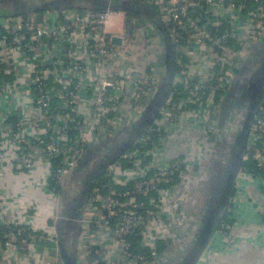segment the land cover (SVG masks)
I'll return each instance as SVG.
<instances>
[{
  "label": "built area",
  "instance_id": "obj_1",
  "mask_svg": "<svg viewBox=\"0 0 264 264\" xmlns=\"http://www.w3.org/2000/svg\"><path fill=\"white\" fill-rule=\"evenodd\" d=\"M125 1L117 0L119 4ZM141 4L156 8L175 46L171 91L136 141L139 147L109 164L104 175L109 181L88 196L81 225L89 224L90 231L87 235L85 225V234L80 233L85 241L81 250L85 263L92 238L111 244L106 263L113 246L129 264L156 262L163 219L166 221L169 208L184 202L192 165L186 158L163 160L166 141L173 137L179 119L186 116L208 144L214 143L218 134L216 100L227 93L248 50L264 34V0H142ZM113 13L107 6L99 13L67 9L45 12L43 17L30 13L0 18V97L11 89L7 76L17 71L25 78L20 82L21 107L13 106L10 113L17 122L11 123L7 139L21 168L29 170L39 164L57 186L81 159L83 145L106 140L137 121L164 75L159 63L141 74L119 67L123 47L133 51L142 38L147 41L142 57L148 62L155 57L148 52L152 42L158 38L161 44L162 38L150 22V26L144 23L143 32L133 34L131 42L124 27L120 34L108 32ZM114 36L122 39L121 45L111 44ZM52 99L60 101L57 107ZM72 128L78 131V148L69 153L67 133ZM57 158L58 163L53 164ZM249 160L260 175L242 169L239 173L264 182V98L247 133L242 162ZM51 191L57 199V190ZM10 225L0 223V259L22 264L15 254L21 252L28 258L29 253L22 251L28 250L30 242H18L23 229L14 231ZM2 226L9 230L2 232ZM227 229V222L221 220L216 233L224 234ZM137 237L142 251L132 256L128 239Z\"/></svg>",
  "mask_w": 264,
  "mask_h": 264
},
{
  "label": "crops",
  "instance_id": "obj_2",
  "mask_svg": "<svg viewBox=\"0 0 264 264\" xmlns=\"http://www.w3.org/2000/svg\"><path fill=\"white\" fill-rule=\"evenodd\" d=\"M35 15L37 17L44 16L43 14ZM113 18L118 19L121 32L124 23L123 14L114 12L107 27L108 32L120 34V32H112ZM138 30L143 32L142 28ZM139 41L133 51L127 50L130 46L127 49L123 47V53L119 57L120 68L132 70L137 74L144 73V70L141 71L143 62H145V58L140 57L138 51L143 44L142 38ZM159 42V39L155 38L151 50L154 49L153 54H157L158 51L160 58L163 59L164 48ZM80 43L81 41H78L76 46H80ZM247 54L239 69V72L242 70L243 75L241 80L248 76L245 69L243 70L241 67L249 59L251 65L255 66L256 62L264 57V34L248 50ZM6 80L11 89L3 98L0 97V223L24 225L44 234L38 238H33L28 244V249L33 250L32 257H30V253L29 257L26 258V255L18 252L15 254V258L22 264H51L56 255L59 254L58 232L53 216L60 204L59 196L56 199L55 194L49 189L43 166L37 164L26 170L16 162L14 149L7 139L11 129L8 116H10L13 106L21 107L18 98L21 95L23 84L20 82L24 81L25 78L22 73L16 71L13 75L7 76ZM30 114L31 111L28 110L26 113L27 120L31 117ZM217 127L218 134L214 143L210 145L206 137L195 128L191 118L182 116L176 125L173 137L166 141L162 154L163 160L175 157L186 158L184 161H190L192 165L189 166L190 173L187 177L189 185L184 190L186 191L184 202L181 206L178 205L179 207L172 206L170 208L172 210L170 213L168 211L166 216L168 221L159 230L158 240H163L170 245L164 256L163 254L159 256L158 261L154 264H179L195 245L199 228L214 211L209 198L212 186L219 178L222 177L224 180L229 171L227 161L216 158L215 151L218 148L227 150V147L233 143V137H235L234 135L231 143L228 144L229 138L226 133L220 134L223 127L218 125ZM27 131H31V129L28 128ZM197 141L200 144L194 146ZM189 156L190 160L188 159ZM232 188L235 189V193L231 198L228 197L230 200L227 207L229 210L228 229L224 234L215 232L207 247L193 264H264V182L262 179L251 178L238 172ZM224 191L223 187L218 190L219 198L221 194H225ZM61 210L60 207L59 211L61 212ZM77 216L69 218L67 222H70L72 218H77ZM82 224L81 230L84 231L86 224L85 222ZM87 228L90 231L89 224ZM79 239L80 236L77 239L75 254L81 263L84 260V255L81 253L82 251L77 250ZM91 240H93L91 244L98 247L96 255L103 264H129L121 258L117 249H113L116 246H113L109 255L110 261L106 263V253L110 251L111 244L105 240L97 241L95 238ZM60 262L62 264L61 259ZM0 264H11L10 258L3 257L0 259Z\"/></svg>",
  "mask_w": 264,
  "mask_h": 264
},
{
  "label": "trees",
  "instance_id": "obj_3",
  "mask_svg": "<svg viewBox=\"0 0 264 264\" xmlns=\"http://www.w3.org/2000/svg\"><path fill=\"white\" fill-rule=\"evenodd\" d=\"M19 1L21 3L28 2L27 3L28 6H38L39 5L33 0H26V2H25V0H18V2H16V4H12L11 1L10 2L9 1H5L4 3L1 4V6L13 8V10L15 12L14 16L25 17V16L29 15L30 13H33V12L29 11V10L26 11L25 8H23L21 10L18 9L19 8V3H20ZM128 1L130 3H132L137 10L141 11L140 14L132 11L131 9L124 12L125 20H124L123 26H124V30H125V33H126V36H127V41L131 42L133 40V38H134L133 34L139 28L142 27L143 23L150 22L151 19L156 18V17L159 19V17L157 15L156 11H155L156 8L154 6L151 7V6L143 5V4H141L142 0H126L125 2H128ZM113 4H114V7L119 6V5H117V4H119V2H117V0L114 1ZM250 6H251L252 9L256 8V5L251 3V2H250ZM129 7H131V6H129ZM67 9H77V10H80V11L91 10L94 13H99V12L104 11L105 7L101 3L100 0H74V1L69 3V8H67ZM67 9L66 8L60 9L59 11L67 10ZM45 12L46 11H40V12H37L36 14L41 15V14H43ZM133 18L135 19V21L133 20ZM2 33L3 32L1 31V34ZM146 42H143L141 48L138 49V51L140 53V57L143 56L142 55L143 49H144L145 46H147ZM161 45L164 48L163 42H161ZM164 53H165V51H164ZM161 60L164 61V58L163 59L161 58ZM161 67L164 68V65L162 64ZM238 72H239V70H238ZM169 91H171V90L169 89L168 93H169ZM221 97L219 96L217 98V100H216L217 107L219 105ZM51 102H52V105L54 107L55 106L57 107V105H59V103H60V101L57 100V99H52ZM237 110H240V109H236L235 111H237ZM232 112H233V110H232ZM8 121L10 123H14V124L17 122V120H16V118H14V116H9ZM131 129H132V126L123 127L121 129L117 130L114 133V135L117 134V133H120V134L125 133L124 136H123V138H125L126 136H128L130 134ZM239 129L240 128L238 127L236 132ZM77 132H78L77 129H73L72 128L67 133L70 142H69L68 145H66V148H67V150H69V153L71 151H73V150L78 148V143L75 140V138L77 137ZM222 132H224V133L226 132L224 127L222 129ZM226 135H227V132H226ZM108 139H106V140H108ZM106 140H102V141H100V142H98V143H96V144H94L92 146L83 145L82 146V148H83L82 150H83L84 153L82 154L81 159L78 161V164L75 166V168L64 178V180H63L64 182H62L63 184H61L60 186L55 185L51 179L47 178L49 189L52 190L53 188H55L57 190L58 195L61 196V203H60L61 209L65 208L69 203H73L75 201H78L79 196H82L83 193L86 192L87 186L89 185V183L91 181L92 174L97 172V171H99L97 168L102 166V164H103L102 162H103L104 157L111 150L112 146L117 143L116 142L112 146H109L107 144H104L106 142ZM46 142H47V140H46ZM137 147H139L138 144L134 145L133 147L127 149L124 152H132ZM70 149H71V151H70ZM145 149H147V147ZM83 157H84V159L82 160ZM59 159L60 158H57L56 160H53L52 163L53 164L58 163L57 160H59ZM90 168H91V170H89ZM240 169H242L243 171H247L248 173H252L253 175L254 174L260 175L259 173H261V171H259L258 168L256 167L255 163L250 161V160L242 162ZM104 172L105 171L103 170L98 175V177L95 179V181L93 182L92 188L90 190V194L94 190V188L100 187L102 184H104V183L109 181L106 177H104ZM71 183L72 184H75V183L78 184L80 186V190H79V193L77 194V196L75 198H72L71 200L67 201L65 196H64V193H65L66 190L69 189L68 188L69 186H72ZM228 184L229 183H226V185H225V187H226L225 194H224L225 198H228L229 196L231 198L233 196V194L235 193V189L232 188L233 185H234V181H233V183H231V186H228ZM232 189H233V191H232ZM86 199H88V198H86ZM85 201L81 204L80 209H78V214H79V211L82 212L83 205H84V203H86ZM171 210L172 209L168 210L169 213L171 212ZM81 212L79 214L80 217H78L77 219L76 218H72L70 222L68 221L67 223H62V225H60L61 230L58 233V235H60V239L62 240L63 245H64L67 253L71 257V259H73L76 262V264H81L80 261L78 260V257L75 254L77 239L79 238L80 233H81V219H82ZM225 216L226 215H224V217ZM223 220L225 222H228L229 221V215L226 216L224 219H222V221ZM166 221H168V219H166ZM165 223H167V222H165ZM9 228L11 230L20 229V228L23 229L21 231L22 234H20L17 237L18 242H25V243L28 242L29 243L30 241H32L33 238H38L39 236L44 235L41 232H37V231L31 229L28 226H19V225L14 226V225H10ZM8 230L9 229L4 227V226L1 227V231L2 232H7ZM92 230H93V227H92ZM14 231H16V230H14ZM128 243L130 245V248H129L130 255L137 256L140 253V251H142L141 247H140V244H141L140 238H138V237L137 238H129L128 239ZM169 245H170L169 243L167 244L163 240H157L156 241V251L158 253L156 262L158 261L159 256H161L162 254H164L166 252V250L169 247ZM87 251H88L89 254L87 256L86 263H88V264H93V263L94 264H103L98 259L97 255H96V252L98 251V247L97 246L91 245V246L88 247ZM22 252L26 253V250L23 249ZM191 261H190V263H191Z\"/></svg>",
  "mask_w": 264,
  "mask_h": 264
},
{
  "label": "water",
  "instance_id": "obj_4",
  "mask_svg": "<svg viewBox=\"0 0 264 264\" xmlns=\"http://www.w3.org/2000/svg\"><path fill=\"white\" fill-rule=\"evenodd\" d=\"M5 1H11L12 4H16L18 0H0V18H10L15 15V12L13 8L11 7H3L1 6L2 3ZM74 0H51L42 2L38 6H28L27 3H19L18 9L25 8L26 11H31L33 13H37L40 11H59L60 9L69 8V3ZM101 3L106 8L107 6L110 7L112 12H125L128 10H132L138 14L141 13L140 10H137L134 5L130 2H124L117 4L119 6L114 7L113 2H110L109 0H100ZM131 6V7H129ZM150 23L160 32V36L162 38V42L164 45V75L160 81V84L158 86V90L154 98L151 100V102L148 104V106L144 109V111L141 113L140 117L137 119V121L132 125L131 132L128 136L114 144L111 148V150L108 152V154L103 159V164L101 167L97 168L99 171L92 174L91 181L89 185L87 186L86 192L83 193L82 196H79L78 199V206H76L77 209L81 207V204L88 198L90 195V190L92 188L93 182L98 177V175L111 163H113L118 157L127 149L133 147L136 143V141L140 138L142 132L151 124L155 116L157 115L159 109L161 108L162 104L164 103L165 99L168 96V90L170 89V85L173 79V73H174V58H175V46L171 43L170 38L168 37V34L165 30V27L163 26L162 22L156 17L150 20ZM122 43V39L119 37H112L111 38V44L115 46H119ZM246 65L242 66L243 70H246ZM257 72H260V68L258 67ZM242 72L240 71L238 75L236 76V79L234 80L233 84L229 88V93L236 90L239 83L242 81ZM228 96V92L226 93ZM226 96V97H227ZM264 98V88H259L258 92L254 94L250 100L247 103V109L244 115V120L241 124L240 129L236 132L233 143L231 144L229 148V158H230V167L228 171V186H231V183H233L236 175L240 171L241 164H242V157L244 153V148L246 144V138L247 133L252 121V118L262 102ZM221 134V130H220ZM222 154H224V151L220 148L216 149L215 151V157L219 158ZM84 157L82 158V160ZM229 203V198H225V195L222 194L221 197V205L219 208L217 207L215 209V212L213 214H210L208 219L204 222V224L201 225V227L198 230L197 240L195 245L189 250L188 255L179 263V264H193L194 260L204 251V249L207 247L208 242L216 232L217 226L226 214L225 211H227ZM62 214L58 217V221H56V231L59 233L61 230L60 227V218H62ZM77 216V215H76ZM79 216V214H78ZM77 216V218H78ZM71 218V216L69 217ZM65 219V223L69 219ZM76 218V219H77ZM64 220V219H63ZM58 251L59 256L63 264H76V262L71 259L69 254L67 253L62 240L60 239V235H58ZM192 260V261H191ZM191 261V263H190Z\"/></svg>",
  "mask_w": 264,
  "mask_h": 264
},
{
  "label": "flooded vegetation",
  "instance_id": "obj_5",
  "mask_svg": "<svg viewBox=\"0 0 264 264\" xmlns=\"http://www.w3.org/2000/svg\"><path fill=\"white\" fill-rule=\"evenodd\" d=\"M246 64H247V66H246L247 68L245 70V73H248V76H246V78L243 79L239 83L236 90H234L230 93H229V91H227L228 96H227V94H224L220 98V102L218 105V126L219 127H224V128L235 130V126L237 123L236 122L231 123V124L228 123L230 115L232 114L231 113L232 110L241 109L242 107H247L248 101L250 100V98L254 94H256L258 92V89L260 87L264 88V57L261 60H258L256 62L255 66L251 65L250 59L245 63V65ZM258 67L260 68V72H257ZM242 68L243 67H241V69ZM222 133L225 134L221 130V135H222ZM229 148L230 147H227V150L222 149L224 151V154H222L219 157V159L227 161L228 169L231 165L230 164V158H229ZM227 180H228L227 177H224V180L221 177V178H219V180L214 182L215 185L212 186V192H211L209 198L211 200V204H212V207L214 208V211L211 214H213L215 212V209L217 207L219 208V206L221 205L222 194L220 195V198H219L218 190H220L221 187H223L226 190L225 185H226V183H229ZM208 202L210 203V201H208ZM76 206H78V201H75L73 203H69L65 208H63L61 210L60 215L62 214L63 216H62V218H60V220H62L60 222V225H62V223H65V221H66L65 219L69 218L70 216L71 217L76 216L78 214V209L76 208ZM225 213H226V211H225Z\"/></svg>",
  "mask_w": 264,
  "mask_h": 264
},
{
  "label": "rangeland",
  "instance_id": "obj_6",
  "mask_svg": "<svg viewBox=\"0 0 264 264\" xmlns=\"http://www.w3.org/2000/svg\"><path fill=\"white\" fill-rule=\"evenodd\" d=\"M33 1H35L37 4H40V3H42V2H46V1H51V0H33ZM25 2H26V0H25ZM26 3H28V2H26ZM120 13H122L123 14V18H124V20H125V14H124V12H120ZM120 17V15L118 16V18ZM149 26H150V24L149 23H147ZM146 24H142V29L144 30V26H145ZM124 27V26H123ZM120 29H121V27H120V25L118 24V19L116 20V19H114L113 18V20H112V32L113 33H117V32H120ZM141 32H142V30H141ZM116 35V34H115ZM144 42V41H143ZM125 44V43H124ZM252 50V49H251ZM150 51H154V49L153 50H151V48L148 50V52H150ZM156 54V53H155ZM160 54H159V52L157 51V54L155 55V57H151V60L150 61H148V62H143V66H142V71L141 72H143V70H144V73L149 69L150 70V68L151 67H149L150 65H152V64H155V63H159V64H161V66H162V64H164V62L163 61H161V58H160V56H159ZM13 71H14V68H13ZM236 109H234L233 110V112H232V114L230 115V118H229V120H228V123L229 124H231V123H234V122H236L237 124H236V126H235V130L234 131H232L233 129H228V128H225V130L226 131H228V134H227V137L229 138V141H227L228 142V144H230L231 143V139H232V137L235 135V132H236V130L238 129V127L240 128V126H241V124H242V122H243V119H244V115H245V112H246V108L245 107H242L240 110H237V111H235ZM119 130V129H118ZM124 134L125 133H122V134H120V133H117V134H115L114 136H112L111 138H109L108 140H106V142L104 143V144H107V145H109V146H112L114 143H116V142H118V141H120L122 138H123V136H124ZM226 137V138H227ZM89 146H92V145H89ZM78 164V162L75 164V166ZM75 166L73 167V169L75 168ZM92 168V167H91ZM91 168L89 169V170H91ZM72 169V170H73ZM71 170V171H72ZM104 171H105V169H104ZM89 172V171H88ZM106 173L104 172V175H105ZM64 182V181H63ZM63 184V183H62ZM72 184V183H71ZM69 189L68 190H66L65 191V193H64V196H65V198H66V200L68 201V200H71L72 198H75L76 196H77V194L79 193V190H80V186L78 185V184H72V186H69L68 187ZM59 201H60V203H61V196L59 195ZM86 201H87V199H86ZM85 201V202H86ZM85 205H86V203H84V205H83V209H82V212H81V217H82V215H83V213H84V209H85ZM60 204H59V207H58V209L55 211V213H54V218H55V221H58V220H56V217H59V214L61 213L59 210H60ZM170 209V208H169ZM60 212V213H59ZM229 214V212H227V215ZM163 221L164 222H166L165 221V219H163ZM85 231L86 230H84L83 231V235L85 234ZM54 233H56V231L54 230ZM89 233H88V230H87V235H88ZM83 235H81V238L79 239V248H77V250H79V252H81V250H83V242H85L84 241V236ZM98 235V234H97ZM93 240H90V243L92 242ZM26 252L27 253H30V257H32V254H33V250L32 251H30L29 249L28 250H26ZM107 252H109V251H107ZM54 253V252H53ZM82 253V252H81ZM82 254H84V253H82ZM165 254V253H164ZM164 254H163V256H164ZM162 256V255H161ZM54 259V258H53ZM51 260H52V258H51ZM51 264H61V262H60V259H59V254H57L56 255V257H55V260L54 261H52V263ZM81 264H86L85 263V261H82L81 262Z\"/></svg>",
  "mask_w": 264,
  "mask_h": 264
}]
</instances>
